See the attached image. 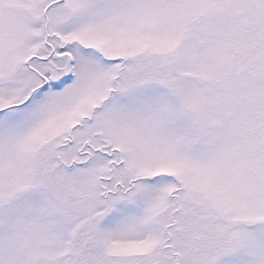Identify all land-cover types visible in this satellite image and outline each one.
<instances>
[{
  "label": "snow or ice",
  "instance_id": "1",
  "mask_svg": "<svg viewBox=\"0 0 264 264\" xmlns=\"http://www.w3.org/2000/svg\"><path fill=\"white\" fill-rule=\"evenodd\" d=\"M0 264H264V0H0Z\"/></svg>",
  "mask_w": 264,
  "mask_h": 264
}]
</instances>
